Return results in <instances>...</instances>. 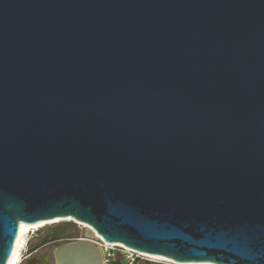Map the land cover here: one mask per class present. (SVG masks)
Segmentation results:
<instances>
[{
	"label": "water",
	"instance_id": "water-1",
	"mask_svg": "<svg viewBox=\"0 0 264 264\" xmlns=\"http://www.w3.org/2000/svg\"><path fill=\"white\" fill-rule=\"evenodd\" d=\"M72 218L180 264H264V0H0V264ZM55 264H104L57 246Z\"/></svg>",
	"mask_w": 264,
	"mask_h": 264
},
{
	"label": "rangeland",
	"instance_id": "rangeland-1",
	"mask_svg": "<svg viewBox=\"0 0 264 264\" xmlns=\"http://www.w3.org/2000/svg\"><path fill=\"white\" fill-rule=\"evenodd\" d=\"M59 226L62 228L60 233V238L62 239L59 243H51L40 247L41 241L44 235L53 228ZM80 238H88L91 240H96V232L89 227H85L78 222L71 220H64L55 223L45 224L36 229H31L26 236V244L21 249L20 263L28 264L33 257L42 256L48 254L51 258L53 257L54 249L65 242L75 241ZM34 251V252H32ZM140 264H175L173 262H167L163 260H153L149 258L144 260Z\"/></svg>",
	"mask_w": 264,
	"mask_h": 264
},
{
	"label": "built area",
	"instance_id": "built-area-1",
	"mask_svg": "<svg viewBox=\"0 0 264 264\" xmlns=\"http://www.w3.org/2000/svg\"><path fill=\"white\" fill-rule=\"evenodd\" d=\"M80 239H88V238H80ZM93 241L98 243V245L102 249L104 255V264H140L144 260L150 258L143 254H140L137 251L128 249L125 246L106 243L103 239L99 240L97 238L96 240Z\"/></svg>",
	"mask_w": 264,
	"mask_h": 264
},
{
	"label": "bare ground",
	"instance_id": "bare-ground-1",
	"mask_svg": "<svg viewBox=\"0 0 264 264\" xmlns=\"http://www.w3.org/2000/svg\"><path fill=\"white\" fill-rule=\"evenodd\" d=\"M64 220H71V221L78 222V221H76V220H74L72 218H67V219H56V220H52V221H49V222H40V223H37V224H25V223H22L21 227H20V231H19V236H18V239H17L16 244H15V248H14L13 254H12L10 260H9V264H19L20 263L21 249L26 244V236L30 232L31 229H36V228H39L41 226H44L45 224L55 223V222L64 221ZM78 223L83 225V226H85V227H89L93 231H95L91 226H89L87 224H84V223H81V222H78ZM96 236H97V238L99 240L103 239L101 236H99L97 234V232H96ZM117 245L124 246L122 244H117ZM128 249H130V248H128ZM134 251H136V250H134ZM139 253L143 254V255H145L147 257H150L152 259L163 260V261H167V262H173L175 264H180V263H176V262L172 261L171 259H168V258H165V257H162V256H155V255H150V254L141 253V252H139ZM197 264H212V263H197Z\"/></svg>",
	"mask_w": 264,
	"mask_h": 264
},
{
	"label": "trees",
	"instance_id": "trees-1",
	"mask_svg": "<svg viewBox=\"0 0 264 264\" xmlns=\"http://www.w3.org/2000/svg\"><path fill=\"white\" fill-rule=\"evenodd\" d=\"M62 228L59 226L53 227L51 228L46 235H44L40 247L51 244V243H59L61 242V238H60V233H61ZM68 243V242H65ZM62 243V244H65Z\"/></svg>",
	"mask_w": 264,
	"mask_h": 264
},
{
	"label": "flooded vegetation",
	"instance_id": "flooded-vegetation-1",
	"mask_svg": "<svg viewBox=\"0 0 264 264\" xmlns=\"http://www.w3.org/2000/svg\"><path fill=\"white\" fill-rule=\"evenodd\" d=\"M28 264H55V261L54 257L51 258L48 254H45L33 257L30 261H28Z\"/></svg>",
	"mask_w": 264,
	"mask_h": 264
}]
</instances>
